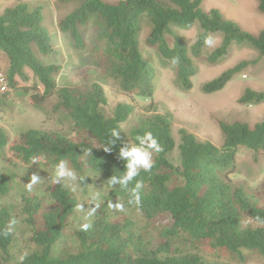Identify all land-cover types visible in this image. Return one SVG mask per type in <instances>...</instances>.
Listing matches in <instances>:
<instances>
[{"label": "trees", "instance_id": "1", "mask_svg": "<svg viewBox=\"0 0 264 264\" xmlns=\"http://www.w3.org/2000/svg\"><path fill=\"white\" fill-rule=\"evenodd\" d=\"M206 1L120 0L111 4L103 0H84L60 23V30L70 36L76 51L83 52L87 45L82 29L97 16L94 43L101 50L98 60L102 80L120 94L152 100L157 91L158 72L140 50L144 16L152 26L148 44L157 47L161 57L176 68L180 86L186 92L194 87L198 72L195 61L210 45L205 41L210 39L212 43L214 35H222L223 40L208 58L212 65L228 57L234 44H249L264 57V30L254 35L226 19L218 9L204 11ZM257 2L264 15V0ZM195 26H199L202 33L193 45L175 32V28ZM1 54L9 57V89H19V79L28 83L26 70H29L34 82L21 88L31 93L35 104L57 95L59 102L54 111L63 110L68 114L73 132L80 139L32 129L10 147L9 136L0 131V163L6 160L8 150L18 159L11 160L9 168L0 169V197L11 194L20 167L40 161L55 172L60 160L66 161L76 173L82 187L92 183V177H97L108 194L107 201L88 222L91 227L75 232V248L59 258H53V252L79 209L73 191L54 183L41 197L23 196L20 218L32 249L21 257L14 252L17 235L13 230V215L7 206H0V264H218L208 259L209 252L228 254L241 263L246 260L245 253L255 252L264 261V203L259 194L249 192L233 179L239 147L255 152V160L264 154V121L253 127L239 121L219 122L223 134L221 147L187 129H180L177 145L173 136V113H161L152 103L137 117L135 124L125 130L123 126L136 114L134 105L120 103L107 114L104 110L109 108V97L100 83L85 87L57 86L54 78L61 67L46 65L41 59V56L58 54L45 26L44 10L32 8L23 0L0 14ZM256 63L243 61L228 69L206 83L203 92L213 95L223 91L237 75ZM238 103L263 104L264 91L248 88ZM114 128H122L120 139L107 152L103 147L111 139ZM145 131L152 132L162 151L153 152L152 169L141 170L137 177L143 183L140 204H129V190L111 186L110 177L125 170L119 148L124 143H139L135 137ZM176 150L179 165L170 160ZM24 180L29 183L30 178ZM113 201L123 203L124 208L135 212L137 217L115 220L110 207ZM163 218L168 219L169 224L160 229L154 240L151 231Z\"/></svg>", "mask_w": 264, "mask_h": 264}, {"label": "rangeland", "instance_id": "2", "mask_svg": "<svg viewBox=\"0 0 264 264\" xmlns=\"http://www.w3.org/2000/svg\"><path fill=\"white\" fill-rule=\"evenodd\" d=\"M23 1L32 8L42 7L44 10L45 26L51 33L53 45L58 54L52 57L41 56V59L46 65L56 64L61 67V72L54 78L57 86L85 87L95 82L100 83L109 97V108L104 110L105 113L108 114L110 109L120 103H127L136 107L135 116L123 126L127 131L135 124L137 117L145 113L146 108L152 103L157 105L158 111L161 113L166 111L173 113V136L177 145L180 143V129H187L199 138L221 147L223 134L219 122L231 124L239 121L253 127L264 121V103L260 105H240L238 103L248 88L264 91V57H261L260 52L249 44H234L228 57L221 59L216 65H212L208 58L220 47L223 40L222 35H214L212 43L204 49L202 57L195 61L198 72L193 81L194 87L190 92H186L180 86L176 68L161 57L157 47L148 44L147 40L152 26L149 18L144 16L140 50L144 59L153 65L158 72L157 91L152 100L133 98L118 93L101 78L98 60L101 50L94 43L97 16H93L87 27L82 29L87 45L83 52L76 51L70 36L61 32L60 23L80 7L84 0H73L69 3H59L57 0ZM103 1L115 4L120 0ZM17 4L18 0H0V14ZM258 6L257 0H208L203 4V9L206 12L218 9L226 19L238 23L245 31L258 35L264 30V15L259 11ZM175 32L184 36L189 45H193L202 30L199 26L191 29L179 27L175 28ZM243 61H257V63L237 75L223 91L213 95H207L203 92V86L206 83L218 78L223 72ZM0 71L6 77L8 76L9 57L6 54L0 55ZM26 74L30 81L24 83L19 79V89H9V96H6L2 101L3 113L0 115V131L9 136L10 147L19 143L22 135L32 129L59 132L75 140L80 139L73 132V122L68 114L63 110L54 111L55 105L59 102L57 95L49 97L42 103L35 104L32 102L31 93H27L21 88L34 82L33 75L29 70H26ZM11 160L18 161L8 150L6 160L0 163V169L9 168ZM170 160L174 165L180 164L178 150L171 154ZM235 164L234 183L244 185L251 193L259 194L262 203H264V154L259 155L258 160H255V152L241 146L237 150ZM17 172L19 177L13 183L12 192L8 197H0V206H7L13 215L12 225L17 235L14 252L18 257H21L32 249L28 243V232L20 218L23 196L41 197L46 192L47 187L55 183L53 182L55 172L41 165L40 161L29 167H20ZM34 173L38 174L41 179L29 190L28 181L24 178H30ZM91 179L93 182H88L86 187H82L78 180L73 182L68 179H61L59 182L73 191L78 198L79 209L77 214L72 217L63 239L56 246L53 258H59L58 256H63L75 248L77 245L75 232L80 229L81 224L90 222L99 206L107 201L108 191L103 182L97 177ZM93 196L97 198L93 199ZM112 203L120 202L113 201ZM97 204L98 207H96ZM94 207L96 208L95 213L89 219H85L90 209ZM111 214L115 220L137 217L135 212L125 208L124 211L112 208ZM168 224V219H160L156 223L155 229L151 231V238L156 240L160 229ZM245 254L246 260L243 263L225 253L209 252L207 257L211 262L218 264H264L259 254L255 252Z\"/></svg>", "mask_w": 264, "mask_h": 264}, {"label": "clouds", "instance_id": "3", "mask_svg": "<svg viewBox=\"0 0 264 264\" xmlns=\"http://www.w3.org/2000/svg\"><path fill=\"white\" fill-rule=\"evenodd\" d=\"M205 42L207 44H211L210 39L206 40ZM121 131L122 128H114L111 131V139L108 141V144L103 147L105 151L110 152L112 150V147L116 144V141L120 139ZM135 140L139 141V143L128 142L124 143V145L119 148V158L125 161V170L120 175H112L110 177V184L111 186L119 185L123 189H128L130 192V199L128 203H135L136 205H139L141 202V190L143 188V183L141 180H138L137 177L140 175L141 170L147 172L152 169L154 163L153 152L159 153L162 151V148L150 131H145L143 135H137ZM40 179L41 178L38 174H32L28 183V189L31 190L32 186L37 184ZM61 179H68L73 182L78 180L76 173L68 167L67 162L64 160H60L55 165V175L53 177V182L59 183ZM133 182H135L134 186L129 189V185L133 184ZM96 198V196H93V199ZM98 206L99 205L97 204L96 207ZM110 207L115 210L124 211L123 203H112L110 204ZM95 211V207L90 209L85 219H89L95 213ZM259 219L260 218L257 217L258 221ZM90 227V223H83L80 225V228L83 231H87Z\"/></svg>", "mask_w": 264, "mask_h": 264}, {"label": "built area", "instance_id": "4", "mask_svg": "<svg viewBox=\"0 0 264 264\" xmlns=\"http://www.w3.org/2000/svg\"><path fill=\"white\" fill-rule=\"evenodd\" d=\"M9 92L8 78L0 71V115L3 113L2 101Z\"/></svg>", "mask_w": 264, "mask_h": 264}]
</instances>
